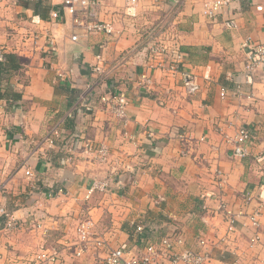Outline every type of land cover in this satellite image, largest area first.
<instances>
[{
	"label": "crops",
	"instance_id": "0c3cea01",
	"mask_svg": "<svg viewBox=\"0 0 264 264\" xmlns=\"http://www.w3.org/2000/svg\"><path fill=\"white\" fill-rule=\"evenodd\" d=\"M60 1L29 0L17 41L6 43L23 69L2 81L22 98L12 105L0 99V264H44L43 247L58 252L53 264H106L114 248L141 247L134 230L142 220L157 241L177 230L187 247L200 249L205 238L212 250L205 264H264V205L259 244L244 226L264 197V66L249 77L245 69L246 39L264 42V0L237 1L213 20L202 15L206 0H104L101 18L113 21V31L88 35L70 16L50 20ZM229 19L236 28L226 26ZM162 24L172 26L184 56L174 78L149 67L143 49ZM33 31L41 35L36 43ZM98 61L101 81L89 69ZM142 72L153 77L152 91L139 87ZM182 73L196 77L197 93L185 91ZM89 83L97 94H130L127 125L99 102L93 113L76 111ZM241 126L251 132L246 158L233 151ZM55 127L59 137L49 147L45 138ZM88 142L107 145L109 160L90 153ZM58 187L64 192L46 195ZM247 191L256 195L250 205ZM226 211L238 217L234 232ZM4 212L16 219L15 229L6 227ZM85 219L95 227L78 256Z\"/></svg>",
	"mask_w": 264,
	"mask_h": 264
},
{
	"label": "built area",
	"instance_id": "2783aa9c",
	"mask_svg": "<svg viewBox=\"0 0 264 264\" xmlns=\"http://www.w3.org/2000/svg\"><path fill=\"white\" fill-rule=\"evenodd\" d=\"M17 1L18 0H0V5ZM237 1L240 0H206L202 6V15L211 20L216 19L224 9L230 7ZM103 2L104 0H61V6L51 10L50 20L63 22L66 17L70 16L74 25L83 28L85 35L104 31L111 33L113 31V21H106L101 18L100 13L104 5ZM225 24L228 28L237 27V23L234 19L227 20ZM40 36L39 32L33 31L30 37L33 42L36 43L38 39H40ZM78 38V34L72 36V40L74 41L78 40ZM49 41L51 45L55 44L54 40L49 39ZM245 44V47L248 48L245 69L247 71L246 75L249 77L259 66H264V42H253L252 38L248 37ZM143 49L146 52L149 67L158 68L166 76L173 78L181 72L184 56L180 51L179 44H177L175 40V32L171 25L166 26V24H162L150 31ZM8 51L7 46L0 39V62L6 61V54ZM97 57L98 60L102 58L100 55ZM100 62L101 61H98L97 64L89 69H91L93 73L98 74L101 81L104 68L103 64ZM181 79L183 82L182 85L188 94H195L200 90L201 86L195 76L182 73ZM138 82L139 87L146 91L153 90L154 79L149 73L142 72ZM237 88L238 90H242V85L238 84ZM227 95L228 90L222 88L221 96L226 97ZM81 96L82 99H79L75 106L77 112L93 113L97 110V102H99L117 119L126 125L128 124L130 119L129 106L131 104V96L127 91L115 90L101 95L97 94L96 85L89 83ZM75 136L78 137V139L80 137L78 134ZM57 137H59V131L58 128L55 127L45 138V142L49 147H53ZM250 139L251 132L248 127L241 126L237 129L232 140L234 143L233 151L236 157L246 158L249 155L247 144ZM86 146L90 153H96V157H98L101 162H107L109 160L111 151L107 145L101 144L96 146L95 142H88ZM68 151L71 154L73 151L72 147H68ZM25 173L28 176L33 175L30 169H27ZM217 176L219 177L220 184L226 182V178L220 170H217ZM107 185L108 184L104 183L102 187L105 188ZM63 192L64 189L62 187L52 188L46 195L53 197L56 193L61 194ZM244 198L245 203L250 205L256 199V195L252 191H247L244 194ZM161 200H164V198H161ZM259 200L261 203L257 209L248 214L249 222L244 224L246 228L255 231L252 240L255 243L258 242V244L262 241V233L259 232V229L262 226L260 216L261 208L264 205V197H261ZM4 213L7 217L6 227L8 229H15L17 227L16 219L13 216L11 217L8 212ZM226 214L229 219L228 231L234 232L236 230L238 217L231 211H226ZM146 223L145 220H142L140 223H135L134 232L136 237L134 243L137 246L140 244L141 247L139 249L124 246L114 248L109 252L106 258V264H161L163 258L168 260V264H205L211 259L212 250L205 238H199L200 249L187 247L184 235L177 230L162 236L160 240L157 241L147 232ZM94 227L95 223L91 219H85L79 223L77 228L80 239L77 251L78 256H82L88 251L89 241ZM39 259L42 260L44 264H53L58 260V252L55 249L43 247Z\"/></svg>",
	"mask_w": 264,
	"mask_h": 264
},
{
	"label": "rangeland",
	"instance_id": "374dc122",
	"mask_svg": "<svg viewBox=\"0 0 264 264\" xmlns=\"http://www.w3.org/2000/svg\"><path fill=\"white\" fill-rule=\"evenodd\" d=\"M21 1L0 5V39L5 45L6 43L13 45L17 41L18 36L14 33L16 26L24 25L27 21L24 20L26 15L22 10V7H25V1Z\"/></svg>",
	"mask_w": 264,
	"mask_h": 264
},
{
	"label": "trees",
	"instance_id": "16d2710c",
	"mask_svg": "<svg viewBox=\"0 0 264 264\" xmlns=\"http://www.w3.org/2000/svg\"><path fill=\"white\" fill-rule=\"evenodd\" d=\"M21 0H18L20 2ZM25 6L29 5V0H24ZM44 1V0H39ZM22 2V1H21ZM23 69L22 58L16 52H7L6 61L0 62V99H3L7 104L12 105L17 103L22 98V94L14 89L11 84L2 85L4 74H12L14 71ZM6 75V74H5Z\"/></svg>",
	"mask_w": 264,
	"mask_h": 264
}]
</instances>
